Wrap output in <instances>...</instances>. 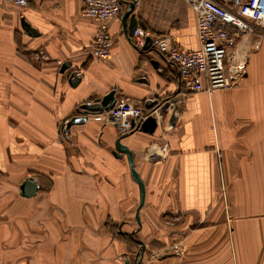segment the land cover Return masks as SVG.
Here are the masks:
<instances>
[{"label": "crops", "instance_id": "crops-1", "mask_svg": "<svg viewBox=\"0 0 264 264\" xmlns=\"http://www.w3.org/2000/svg\"><path fill=\"white\" fill-rule=\"evenodd\" d=\"M131 4L110 24L108 60L88 53L97 24L83 16L82 0L0 7V264H136L139 242L140 264H264V39L245 34L229 44L235 88L185 97L176 68L124 34ZM135 14L152 36L199 47L185 0H142ZM22 19L38 37L26 35ZM59 62L72 67L61 74ZM113 90L145 111L148 101L182 97L153 135L121 141L139 160L142 226L139 185L126 156H114L126 132L103 113L60 135L83 105ZM163 144L165 161L150 162L148 149ZM27 178L38 183L31 198L20 194Z\"/></svg>", "mask_w": 264, "mask_h": 264}, {"label": "built area", "instance_id": "built-area-1", "mask_svg": "<svg viewBox=\"0 0 264 264\" xmlns=\"http://www.w3.org/2000/svg\"><path fill=\"white\" fill-rule=\"evenodd\" d=\"M36 0H0L1 6H12L21 12ZM83 16L97 24V32L91 41L88 53L94 59L108 60L113 46L110 24L118 16L127 0H82ZM142 0H133L140 5ZM195 12L197 38L199 47L196 50H182L168 36L154 37L138 26L131 38L132 44L141 54L144 52L146 39L151 38L155 49L166 61L172 64L179 75L186 97L193 93L212 94L215 91L235 88L237 77L227 73L225 60L229 44L245 34H252L264 39V0H185ZM23 17V14H20ZM63 66L62 62L58 63ZM244 63L237 64L234 69L240 71ZM80 77L81 74L78 73ZM95 102H87L92 105ZM182 97L168 98L158 103L151 110L135 107L125 97H118L113 110L106 113L122 131L130 132L139 129L149 116L157 120V128L162 126L164 114L174 107L180 106ZM168 107L162 112V107ZM136 125L133 127L132 122ZM67 122L61 126L62 139L69 135ZM169 153L166 144L153 145L147 151V158L152 163L165 161Z\"/></svg>", "mask_w": 264, "mask_h": 264}, {"label": "water", "instance_id": "water-1", "mask_svg": "<svg viewBox=\"0 0 264 264\" xmlns=\"http://www.w3.org/2000/svg\"><path fill=\"white\" fill-rule=\"evenodd\" d=\"M123 26H124V34L127 36L129 40L134 35L135 30L138 28V18L135 14V5L131 4L130 10L127 11L123 18ZM22 28L24 32L26 33L27 36L30 37H38L39 33L37 30L32 28V26L25 20L22 19ZM155 48V43L153 39L147 38L146 39V45L144 48V52L150 51ZM153 67L156 69L159 67V63L152 61ZM72 65L70 62H67L63 64L61 67V74H64L65 72L69 71L71 69ZM81 82V78L78 76V72L74 71L71 73L70 78H69V83L72 87L76 88L79 83ZM117 98H116V91L113 90L111 91L108 95L103 97L100 100L95 101L94 104L88 106V105H83L79 110H78V115L73 116L67 123V130H70L74 126H81L87 123V116L88 115H95V114H103V113H108L111 110H113L114 106L116 105ZM158 102H151L148 101L145 105V108L147 110L153 109L155 106H157ZM168 105L165 104L162 107V112L165 113ZM136 125V122H132V126L134 127ZM118 127V126H117ZM157 129V120L154 116H149L142 124L140 125L139 129L135 131L143 132L149 135H153ZM134 133V131L127 132L123 136H121L115 145V151H114V156L116 158L122 159L124 156H126L130 171L132 174V178L134 181L139 185L140 189V204H139V210L136 213V221L139 226L141 225V220H140V209L144 206L145 203V186L140 178L138 172H137V167L139 160L135 156V154L125 145L121 143V141L129 136H131ZM38 190V183L37 180L34 178H27L23 184L20 187V194L22 197L25 198H31L36 195ZM143 249L139 251L137 254L138 260L136 264H140V259L142 256V253L145 249V245L142 242H139Z\"/></svg>", "mask_w": 264, "mask_h": 264}, {"label": "rangeland", "instance_id": "rangeland-1", "mask_svg": "<svg viewBox=\"0 0 264 264\" xmlns=\"http://www.w3.org/2000/svg\"><path fill=\"white\" fill-rule=\"evenodd\" d=\"M141 6H142V1L140 2V5H137L136 7H137L138 9H140Z\"/></svg>", "mask_w": 264, "mask_h": 264}, {"label": "trees", "instance_id": "trees-1", "mask_svg": "<svg viewBox=\"0 0 264 264\" xmlns=\"http://www.w3.org/2000/svg\"><path fill=\"white\" fill-rule=\"evenodd\" d=\"M143 54H144V52H143Z\"/></svg>", "mask_w": 264, "mask_h": 264}]
</instances>
